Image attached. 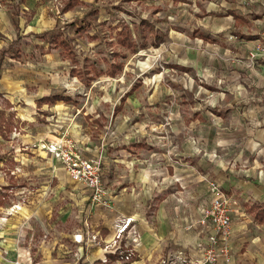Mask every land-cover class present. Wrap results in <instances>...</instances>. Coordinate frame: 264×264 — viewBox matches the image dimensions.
I'll use <instances>...</instances> for the list:
<instances>
[{"label": "rangeland", "instance_id": "374dc122", "mask_svg": "<svg viewBox=\"0 0 264 264\" xmlns=\"http://www.w3.org/2000/svg\"><path fill=\"white\" fill-rule=\"evenodd\" d=\"M231 2L0 0V186L24 185L2 190L0 217L29 220L33 254L57 240L67 264H129L133 238L161 229L155 253L131 260L218 263L205 258L210 226L187 224L193 209L172 194L185 184L170 187L169 175L202 172L208 156L228 166L262 156L259 124L245 123L264 110V55H252L264 11L248 0L245 17ZM228 12L239 19L222 30ZM73 161L96 165L98 193L72 179ZM87 219L115 239L78 248L72 238H94Z\"/></svg>", "mask_w": 264, "mask_h": 264}, {"label": "crops", "instance_id": "0c3cea01", "mask_svg": "<svg viewBox=\"0 0 264 264\" xmlns=\"http://www.w3.org/2000/svg\"><path fill=\"white\" fill-rule=\"evenodd\" d=\"M255 3L254 7H257L258 12L264 11V0H249ZM237 3L231 2L226 6L231 9H241L236 10V13L244 15L249 11H253L248 4V0H236ZM248 17L247 15H244ZM264 16V14L262 15ZM220 20L222 30L235 28V25L239 19L238 14L234 12H228L226 15L222 16ZM242 19V18H241ZM256 20H261L257 18ZM264 21V19H263ZM262 33L264 32V22L262 24ZM261 33V34H262ZM250 39L259 41L261 37L254 34ZM264 109V108H263ZM251 110V109H249ZM261 119L255 120V118L250 117L251 119L245 124L253 126L256 123L259 126H255V131L253 132V139L257 140V143H262L261 155L254 158H248L247 156L239 158L232 162V165L228 166L225 159H216L208 156L204 161L209 164L208 167L204 168L202 172L197 174L193 170L189 171H179L176 170L174 175H169L171 177L170 187L177 186L178 183L181 186L185 184V190L180 192H172L173 196L187 203L189 207L193 209V216L191 218H186L187 224H195L200 220L201 209L203 206H206L211 202V199L214 193L210 187V181L216 180L219 185L231 195L233 198L232 205V235L230 237V260H227L226 257L221 256L217 264H264V123L261 124V121L264 122V110ZM249 125V126H248ZM259 153V154H260ZM212 160V162H211ZM214 160V161H213ZM241 163V165H239ZM218 165L215 168L213 165ZM15 179L18 177L14 172L10 175ZM141 179V178H140ZM182 180V181H180ZM142 184L146 186L151 185V182L145 177L142 179ZM24 186L16 184L15 181H12L8 185L0 186V201L2 199V190L3 189H12V187ZM161 188V186H158ZM1 204V202H0ZM129 216H127V220ZM88 220V219H87ZM12 222V220H10ZM29 220L26 218H19V222L8 223L4 222L0 217V264H16L17 260L22 261L24 264H67L65 262L67 253L71 250H67L69 246L64 243H60L57 240H53L52 246L51 243L45 244L41 241L39 250L36 253H32L31 248L29 247L32 244V240H29V234L25 235V223ZM96 221V220H95ZM91 220L85 222L89 225L87 229L92 228L94 238L89 239L92 243L87 242L85 235L81 233L82 240L77 236V238H72L74 243L77 244L78 248H85V243L90 246H97L100 243L107 245L111 240L115 239V236L112 238L109 237L112 233L111 226L109 224H104L103 227H107L109 230H105V235H101L102 228L98 227L99 223ZM95 222V223H94ZM132 220L130 221L127 228L122 232L121 235L125 236V231L130 227ZM158 225L168 227L170 234L175 232L177 229L170 225L169 218H163L158 216ZM111 230V233H110ZM154 232L150 233L147 231H142L140 238L138 236L134 237V243L138 241L134 247V250H131L128 254L125 255V261H128L129 264H144V259L146 256L151 255L152 251H149L147 247L152 248L153 254L155 253L158 247V241L160 240V235L162 233L161 229L153 230ZM157 234V235H156ZM159 235V237H158ZM121 237V236H120ZM141 239V241H140ZM122 241V238L120 239ZM141 245V246H139ZM63 247V248H62ZM100 247V246H99ZM55 249H58L55 251ZM100 250H103L100 248ZM99 251V250H97ZM96 251V252H97ZM134 251L138 252V255L142 257V260L135 261L131 260V256ZM83 254V253H82ZM130 254V257L127 259L126 256ZM84 255V254H83ZM120 255H115V259H121Z\"/></svg>", "mask_w": 264, "mask_h": 264}, {"label": "built area", "instance_id": "2783aa9c", "mask_svg": "<svg viewBox=\"0 0 264 264\" xmlns=\"http://www.w3.org/2000/svg\"><path fill=\"white\" fill-rule=\"evenodd\" d=\"M254 57L264 55V47H258L252 53ZM96 165L89 161L82 164L73 161L70 166V175L74 181L85 182L93 186L98 193L100 183L96 173ZM210 187L214 193L211 202L201 209L200 222L205 226H210L207 234V248L205 258L209 262H216L221 256L230 260V237L232 235V205L233 198L219 185L216 180L210 181ZM97 195V194H95ZM130 219L125 223L122 232L127 228ZM121 232V233H122ZM203 246V243H199ZM130 254L126 256L128 259Z\"/></svg>", "mask_w": 264, "mask_h": 264}, {"label": "trees", "instance_id": "16d2710c", "mask_svg": "<svg viewBox=\"0 0 264 264\" xmlns=\"http://www.w3.org/2000/svg\"><path fill=\"white\" fill-rule=\"evenodd\" d=\"M121 34H123L124 37H125L124 29L121 30ZM126 37H127V36H126ZM127 38H128V37H127ZM123 41H124V40H123ZM129 45H130V44H129ZM118 67H121V64H118ZM113 73H115V72H113ZM43 99H52V100L56 101V100H60V99H62V97L59 96L58 94H54V95L44 96ZM39 104H41V102H39Z\"/></svg>", "mask_w": 264, "mask_h": 264}]
</instances>
